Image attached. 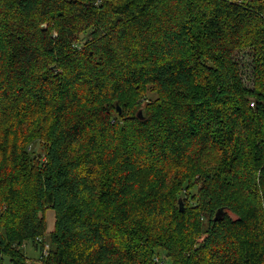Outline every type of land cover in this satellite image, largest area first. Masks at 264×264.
Returning a JSON list of instances; mask_svg holds the SVG:
<instances>
[{
    "label": "trees",
    "instance_id": "obj_1",
    "mask_svg": "<svg viewBox=\"0 0 264 264\" xmlns=\"http://www.w3.org/2000/svg\"><path fill=\"white\" fill-rule=\"evenodd\" d=\"M160 250L264 264V0H0V264Z\"/></svg>",
    "mask_w": 264,
    "mask_h": 264
},
{
    "label": "rangeland",
    "instance_id": "obj_2",
    "mask_svg": "<svg viewBox=\"0 0 264 264\" xmlns=\"http://www.w3.org/2000/svg\"><path fill=\"white\" fill-rule=\"evenodd\" d=\"M241 63H242V69L244 71V74L246 75V85L249 87H253V81L254 79L252 78V64H251V59L248 56V53H240L237 57H236ZM147 97L146 99H155V95L151 93V91L146 92ZM36 151L39 153L43 152V146L41 144H37L36 145ZM196 192V191H195ZM183 201V199H182ZM183 206L185 207V203L183 201ZM47 220H48V224H49V232L53 231L55 228V223H56V213L54 210H49L47 212ZM48 239V243L49 242V238ZM48 250V248H46V251ZM24 253L27 255V257L29 258L31 263H38L40 258H41V250H37L36 247L32 244V243H27L24 248H23ZM160 256L156 257V262H163L164 264H169L168 262V258L166 257V253H164L162 250L159 251ZM5 264H13L10 259L5 258Z\"/></svg>",
    "mask_w": 264,
    "mask_h": 264
},
{
    "label": "water",
    "instance_id": "obj_3",
    "mask_svg": "<svg viewBox=\"0 0 264 264\" xmlns=\"http://www.w3.org/2000/svg\"><path fill=\"white\" fill-rule=\"evenodd\" d=\"M117 107H118L120 113H122V111H121V109H120V106L118 105ZM140 115H142V111L140 112ZM180 207H181V211L184 212V206H183V201H182V199H180ZM217 217H218V216H217Z\"/></svg>",
    "mask_w": 264,
    "mask_h": 264
},
{
    "label": "built area",
    "instance_id": "obj_4",
    "mask_svg": "<svg viewBox=\"0 0 264 264\" xmlns=\"http://www.w3.org/2000/svg\"><path fill=\"white\" fill-rule=\"evenodd\" d=\"M39 241H41V240H39ZM47 253V252H46ZM159 264H164L163 262H158Z\"/></svg>",
    "mask_w": 264,
    "mask_h": 264
}]
</instances>
